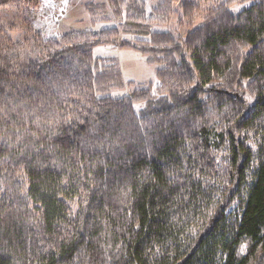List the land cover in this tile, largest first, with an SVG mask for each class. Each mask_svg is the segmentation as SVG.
<instances>
[{"label":"trees","instance_id":"obj_1","mask_svg":"<svg viewBox=\"0 0 264 264\" xmlns=\"http://www.w3.org/2000/svg\"><path fill=\"white\" fill-rule=\"evenodd\" d=\"M242 1L182 43L153 29L174 0L89 2L120 25L62 33L36 27L45 0H0V264H264V0ZM100 43L140 50L157 87L113 95Z\"/></svg>","mask_w":264,"mask_h":264},{"label":"rangeland","instance_id":"obj_2","mask_svg":"<svg viewBox=\"0 0 264 264\" xmlns=\"http://www.w3.org/2000/svg\"><path fill=\"white\" fill-rule=\"evenodd\" d=\"M108 0H70L51 1L45 0L43 8L35 11V25L48 33H62L65 31L102 30L107 27L119 26L121 19L113 16L111 20L93 22L90 12L85 4L89 2H106ZM225 0H174V12L171 21L167 24H156L153 29L171 32L180 42H184L188 32L201 24L206 15L214 7L222 4ZM254 0H246L230 6L233 13L238 14L253 4ZM194 5L192 18L185 16L184 4ZM113 6V4H112ZM150 8V7H149ZM110 11L112 10L109 7ZM125 12V11H124ZM4 18L15 26V34L18 35L26 29V21L29 19L21 8H9L2 14ZM127 37V36H126ZM94 56L100 58H115L119 61L126 86L124 89H114L112 94L124 96L142 87L156 88L159 78L156 65L147 61V57L138 49L131 47L116 46L111 43H100L94 47ZM143 103L136 104L139 110Z\"/></svg>","mask_w":264,"mask_h":264}]
</instances>
